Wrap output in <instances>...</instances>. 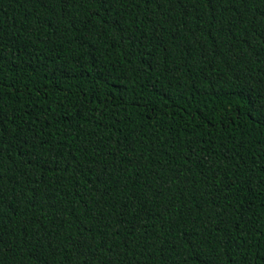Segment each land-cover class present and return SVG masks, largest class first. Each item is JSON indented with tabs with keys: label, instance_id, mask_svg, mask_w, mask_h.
Returning a JSON list of instances; mask_svg holds the SVG:
<instances>
[{
	"label": "trees",
	"instance_id": "16d2710c",
	"mask_svg": "<svg viewBox=\"0 0 264 264\" xmlns=\"http://www.w3.org/2000/svg\"><path fill=\"white\" fill-rule=\"evenodd\" d=\"M0 264H264V0H0Z\"/></svg>",
	"mask_w": 264,
	"mask_h": 264
}]
</instances>
